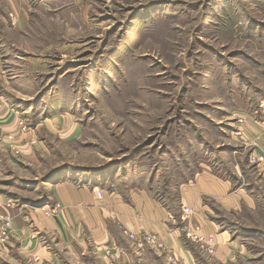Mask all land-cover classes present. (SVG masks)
<instances>
[{
	"label": "rangeland",
	"instance_id": "1",
	"mask_svg": "<svg viewBox=\"0 0 264 264\" xmlns=\"http://www.w3.org/2000/svg\"><path fill=\"white\" fill-rule=\"evenodd\" d=\"M2 4L0 93L44 145L3 181L10 203H45L66 174L174 198L210 167L263 204L218 215L241 244L231 264H264V171L227 119L264 104V0H29L26 24Z\"/></svg>",
	"mask_w": 264,
	"mask_h": 264
},
{
	"label": "crops",
	"instance_id": "2",
	"mask_svg": "<svg viewBox=\"0 0 264 264\" xmlns=\"http://www.w3.org/2000/svg\"><path fill=\"white\" fill-rule=\"evenodd\" d=\"M0 1L7 12H15L16 18L26 24L29 0ZM4 80L0 62V82ZM261 105L255 112H229L227 119L236 120L240 115L244 120L242 124L233 121L235 128L242 129L241 134L233 136L234 146L264 154ZM26 121V116L0 93V212L14 216L13 231L0 246V253L7 259L17 264H199L200 253H204L221 264L237 260L241 252L239 237L221 225L218 215L221 211L242 212L245 207L262 210L263 204L244 183L237 184L210 167L179 182L173 188L174 198L142 186L127 191L109 189L100 179L66 174L51 181L45 203H10L13 197L10 189L3 188V181L24 178L25 165L36 163L44 147L41 122L28 127ZM57 203L61 206L59 213L47 215L44 207ZM185 207L192 212L187 215ZM188 226L200 235L215 238L213 254L190 238ZM125 230L157 234L166 249H141L130 243ZM113 245L115 256H106L105 250Z\"/></svg>",
	"mask_w": 264,
	"mask_h": 264
},
{
	"label": "built area",
	"instance_id": "3",
	"mask_svg": "<svg viewBox=\"0 0 264 264\" xmlns=\"http://www.w3.org/2000/svg\"><path fill=\"white\" fill-rule=\"evenodd\" d=\"M243 119L241 118V124L243 123ZM237 132L238 134L242 133V129L239 128ZM251 161L256 163L257 168L261 171H264V154L262 153H252ZM61 206L59 203L54 206H45L44 210L47 215H55L59 213ZM184 212L188 215L192 211L189 207L184 208ZM14 227V216L11 213H2L0 212V246L5 243L7 237L13 231ZM198 230V228H196ZM187 232L192 240L196 241L200 244L201 248L207 251L209 254H213L215 252V238L213 236H203L196 233L191 226H188ZM125 234L127 235L131 244L138 246L141 249L146 248H158V249H166L165 244L159 238L157 234L148 233V232H132L125 230ZM115 245L109 247L105 250V255L108 257H113L115 254L113 250ZM173 260V259H171Z\"/></svg>",
	"mask_w": 264,
	"mask_h": 264
}]
</instances>
